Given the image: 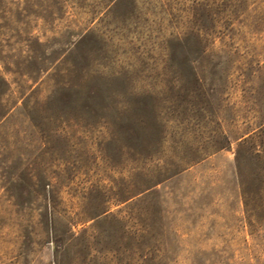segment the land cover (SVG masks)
<instances>
[{
    "label": "rangeland",
    "instance_id": "1",
    "mask_svg": "<svg viewBox=\"0 0 264 264\" xmlns=\"http://www.w3.org/2000/svg\"><path fill=\"white\" fill-rule=\"evenodd\" d=\"M0 264H264V0H0Z\"/></svg>",
    "mask_w": 264,
    "mask_h": 264
}]
</instances>
